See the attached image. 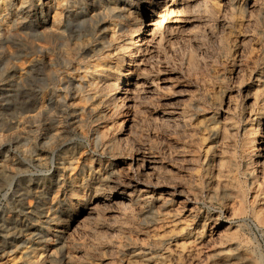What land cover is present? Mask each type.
<instances>
[{
  "label": "rangeland",
  "instance_id": "374dc122",
  "mask_svg": "<svg viewBox=\"0 0 264 264\" xmlns=\"http://www.w3.org/2000/svg\"><path fill=\"white\" fill-rule=\"evenodd\" d=\"M61 1L63 33L56 37L54 43L46 46L47 48H36L29 55L31 60L25 68L16 67L17 61L21 59L15 53V45L4 56L0 53V76L5 74V82L11 83L10 86L0 84V264H129L139 250L152 255L160 254L168 245L167 242L158 245L152 241V230L155 231L153 212L159 211V206L155 208L154 204L144 205L135 201L130 205L132 207L119 210L110 211L109 208L98 206L95 210L99 216L95 210L87 214L84 209L93 193H90L89 188H84L83 198L72 207L76 198L68 191L73 185L71 179L85 177L86 180L90 173L98 170L92 168H97L99 163L105 168L99 170L105 174L115 172L117 176H124L133 169H111L113 162L107 158H98V162H93V165L89 163L88 159L97 158L95 152L98 149L94 124L90 122L85 123L83 129L77 127V131L72 126H67L71 131L66 136L56 137L53 131H49L51 126L48 124H65L60 110L63 109L68 114L75 98L79 102V96L83 93L78 89V82L76 85V80L68 78L66 73L68 67H73L74 61H77V49L69 50V47L77 43L82 34L91 27L92 21H95L90 16L84 19L85 23L83 18L77 19V8L85 7L87 0L79 1L78 7L77 0ZM99 1L97 5L101 8L105 0ZM216 1L201 0L199 7L188 8V15L181 13L177 16L178 20L181 17H194V26H191L193 30L183 22L173 28L158 30L155 38L160 40L161 37L162 45L157 46L153 52L150 51L146 61V72L156 81L157 90L150 93L142 90V87H129L127 98L122 104H117L131 115L129 118L133 123H130L134 127L132 134L136 137L133 136L135 139L129 143L159 155L162 160L165 159L162 161L163 166L170 168L173 171L171 174L180 177L181 181L201 185L198 210L218 217L223 225L231 226L228 230L221 228L219 232L223 238L233 242V247L238 249L240 257L245 258L246 264H264V225L259 224L255 216L256 201L260 203L261 198H264V171H259L262 168L259 169L256 165L251 169L252 175L247 172L246 154L250 148L246 140L250 133H245L244 130V127L262 114L264 108V88L257 86L255 92L258 93L255 97L247 88L250 81L260 83V78H256L250 63L264 56V8L261 0H239L236 4L227 6ZM34 11L36 15L29 20L30 28L27 31L28 34H41L46 22L44 8L39 6ZM27 31L19 39L29 48L31 44L27 40L31 41V38ZM156 40L154 39L155 42ZM30 75L40 80L52 75L53 79L58 80L56 90L50 89L51 85H45L43 93L46 98L43 96L38 100V95H35L38 91L32 93L28 89L22 90L25 83L26 86L29 85ZM33 101L37 105H43V114L34 119L35 121H28L25 118L27 112L23 108ZM173 110L178 114L171 119L163 117L164 112ZM133 111L136 114H132ZM254 112L258 114L254 115ZM210 122L220 127L219 133L215 134L210 128H206V123ZM204 149L209 153L222 150L224 158L227 155L229 160L224 159L226 167L220 173L226 170L227 173L222 174L233 175L235 183L241 185L244 195L241 205L231 202L227 197L206 194L209 178H215L219 169L213 170L201 158L200 152L205 151ZM77 159H87L89 167L65 169V164L71 166L70 163L78 161ZM198 172L200 173L197 174ZM256 191L261 196L256 197ZM262 212L264 213V208ZM73 220L76 222L73 223ZM211 224L213 222L209 225ZM28 251L38 252L41 262H34L33 254L27 256ZM203 254L199 258V262L203 261L200 264H210L206 253ZM182 260L184 264H189L186 258L174 260L171 264H181Z\"/></svg>",
  "mask_w": 264,
  "mask_h": 264
},
{
  "label": "bare ground",
  "instance_id": "6f19581e",
  "mask_svg": "<svg viewBox=\"0 0 264 264\" xmlns=\"http://www.w3.org/2000/svg\"><path fill=\"white\" fill-rule=\"evenodd\" d=\"M79 1L82 0H77V7L79 6L78 4ZM98 1L99 0H87L84 3L85 7L81 6L80 8H77V19L83 18V23H85L84 19L90 16L89 18L90 19L95 18V21H92L93 24H91V27L87 29V31L84 34H82L81 38L77 40V43H74L73 46L71 45L72 47H69V50H73L72 48L77 49V61L73 60L74 66L68 67L67 70L68 72L66 73L68 74V78L70 77L74 79V81L76 80V85L78 82V87H79L78 89H80V91H82L83 93L82 95L79 96V100H78L79 102H77L78 98L77 97L75 98L76 100L72 103L71 106L72 108L69 107L71 110L69 109L70 111L68 112V114L67 112L62 111L63 109L60 110L61 113L64 115L65 124H63V122L60 125L58 124L54 126L52 124H48L51 126L50 128L49 127L48 128L49 131L54 132V135L56 137L57 136L60 137V136H66L68 131H71L70 129L68 130L67 126L68 127L72 126V128H74L75 131H77V127L78 129L79 128L83 129L84 125H86L85 123L90 122L94 124V129H95L94 132L98 139L96 146L98 147V149L97 150L95 149L96 150L95 154L97 158L91 160L88 159L89 163L93 165V162L96 163L98 162V158H100L101 160L102 158H107L109 161L113 162L112 168L110 167L111 169H128V170L133 169V171L130 172V174H126L124 176H120V175L117 176L115 172L111 174H105V172L102 173L99 170V169H105L102 167V164L99 163L97 168L96 167L92 168L93 170L94 169H98V170L95 171L93 174L90 173L86 180L84 179L85 177L74 178L75 176H73L74 179H71L73 180L71 182L73 185L68 190L72 193L74 198H76V202H74L72 207H75L76 203L80 202L81 199L83 198L82 190L84 188H89V190L91 191L90 193L91 194L93 193L87 202L84 200L86 202V207L85 209L84 208L83 209H84V213L87 214L93 213L96 207L98 206H104L106 207V209L109 208V210L110 209L119 210L125 207L128 208L131 204L135 203V201L139 202L140 204L143 203L144 205L154 204L156 205L155 208H158L159 206V211H157L156 213L153 212V217H154L153 229L155 231L152 230V232H154V235H152L153 236L152 241L158 243V245L159 243L161 244L167 242L168 248L163 250L160 254H156V255L147 254L144 251L139 250L135 252L134 257L131 261H129V264H171L174 260L183 259V258L189 260L188 262L189 264H200L203 261L199 262V258L201 254H203L204 252L206 253L205 254L206 259L210 262V264H246L245 258L240 257L238 249L233 247V242L229 239L223 238L221 232H219L221 228L223 230H228L231 228V226L229 224L223 225L222 223H220V219L218 217L217 218L212 217L198 210L197 202L198 199H200L199 196H201V192H202L200 190L201 185L198 186L197 184H192L191 181L189 183H187V181L186 182L181 181L179 179L180 177H175V175L173 176L171 174V172L173 171H170L169 170L170 168L168 169L167 167L163 166L164 163H162V161H164L165 159L162 160L163 158H161L159 155L144 150V148L142 149V147H138V146L135 147L133 146L134 144L132 145L129 143L130 141L133 140L134 137H136L134 136V134H132L134 132L132 131L133 130L132 128L134 127L132 126L133 124H131L133 122H131V119L129 118L131 115L128 111L124 112L120 107H118L117 104V103L122 104V102H124V99L127 98L126 94L127 91L129 90L128 89L129 87L136 86V87H140V89L142 87V90L143 89L145 91L147 90L150 93H153L154 91L157 90L155 83L156 81L151 79L146 72L147 69L146 61L149 58L150 51L153 52V50L156 49L157 46L159 47L162 41L161 37L160 40L159 39L156 40L158 37L155 38V34H158V30L160 29L173 28L175 26H178L182 22L186 23L187 25H190L189 29H191L194 26L193 24L195 21L193 19L194 17L193 18L181 17L183 18V20H181L180 18L179 21L177 16L180 15L181 13L182 15L183 13H186L188 15L187 13L189 10L188 8L190 7L191 9L193 6L199 7L201 5V0H105L101 8L98 7L97 5ZM216 2H220V4L227 6L234 3L236 4V2H239V0H218ZM261 2L264 8V0H261ZM39 6L41 8H44V12H45L44 18L46 22L43 25V30L41 34L33 32L31 33L32 34L31 36V34H28L29 32L27 31L30 28L29 20H31L32 17L36 15L35 14L36 11H34V8ZM62 6L63 4L61 0H0V53L3 54L4 56V54L9 52L11 47L14 48L15 45V47L17 48L15 53L21 59V61H19L21 63L17 61L16 67L23 68L24 66H26L27 63H30L31 59L29 58V55L32 52L34 53L36 48H45L46 46L54 43L56 37L60 36L63 33L62 19H61ZM191 30H193V28ZM26 31L29 37L31 38V41L29 39L27 40L28 41L27 43L31 44L29 48L25 47L24 43H22L21 39H19L21 34H24V32ZM154 39L156 40V42L154 41ZM165 43L168 42L165 41ZM170 44L171 42L169 43V45ZM43 57L44 56H42V58ZM260 58H261L260 60L258 57V60H253L250 63L252 64L251 66L253 69L252 71L253 72L255 71L256 73L255 74L256 78H260V83L258 82L259 80L257 81L258 82L257 84L255 83V81L253 82L250 81L247 87L249 90H251L250 94H252L254 97L256 96V93H258L255 92L256 90L255 88L258 87L264 88L263 85L264 81L262 80L264 79L263 78L264 56ZM73 59L76 58L73 57ZM245 64L248 63L245 62ZM8 75L10 74L8 73ZM30 76H31L30 83L28 82L29 85L26 86L25 83L23 85L24 87L22 88V90L28 89L32 91V93L38 91L37 94H35L36 96L38 95L37 96L38 100L39 97L43 98L45 94L43 93L44 92L43 89L46 88V87L43 88L45 85H51L50 89L56 90L55 85L57 84L58 80L53 79L52 75H48L47 79L45 80L37 79L33 75ZM23 82H25V80ZM0 84L3 86L11 85V83L5 82V74L3 73L0 76ZM18 87L20 86L18 85ZM76 92H77V86H76ZM23 109L25 112H27V116L25 118L28 121H33L34 119L39 118L43 114V110H42L43 105L42 106L37 105L35 101L29 102L28 105L25 106ZM133 112L132 114H136L135 112L134 113ZM175 114H178V112H174V110L169 112L166 111L164 112L163 117L165 119H171ZM256 114L258 113L256 112L254 115ZM77 117H79V119H77ZM61 120L63 121V119ZM109 120L112 121L109 122ZM205 121L203 120V122ZM206 126H208L206 128H210V130L215 134L220 132V127L214 125L213 122H210L208 124L206 123ZM228 127L233 128V126H228ZM244 130L245 133L248 134L250 133L249 138H247L246 140V144L248 148H250L249 152L246 154V163L248 166L247 172L249 175H252L251 169L256 165L259 166V169L262 168L259 171L262 170L264 171V135H263L264 108L262 114H260L256 119H254V121L252 120L249 126L244 127ZM207 150L201 152L199 151L201 153V158H204L203 160L208 162L209 165L213 168V170L214 169H216V171L217 169L219 170H218V175L214 176L215 178H213V176L209 178L208 189L206 194L212 197H221V196L227 197L228 199L231 200V202L232 201L237 202L238 204L241 205L244 196L240 188L241 185L239 186L237 183H235V178L232 177L233 175L230 176L229 173L223 175L222 173H227L226 170L225 172L220 173V171L222 169H225L226 167L224 166V159L227 157V155L224 158L222 150L214 151L213 153H209L208 152L209 150L208 151ZM195 153L197 154V152ZM226 159L229 160L228 158ZM88 161L87 159H83L81 161L78 160L75 161L74 163L71 162L70 163L71 166H67L66 164L64 166L65 169H85L86 167H89ZM109 161H107V163ZM199 173L200 172H198L197 174ZM255 182H254V186H255ZM247 186L250 185L248 184ZM259 191H256L254 193L256 197L261 196ZM204 196L206 197V195ZM233 204L235 205V203ZM236 206L237 205H235V207ZM263 208H264V198L262 197L260 203L256 201L257 210L255 211L257 222L261 225H264V213L262 212ZM230 214H232V212ZM89 216L91 219V215ZM84 220L82 222H84ZM113 220L114 219H112V221ZM74 222H76V220H73V223ZM210 222H213L211 226L209 225ZM60 223L62 222L60 221ZM140 245L142 246V244ZM110 248H112V246ZM26 254L27 256L29 254H33L34 262H39L41 260L40 254L38 252L28 251ZM123 258L124 257H122L121 259L123 260ZM181 264H184V262Z\"/></svg>",
  "mask_w": 264,
  "mask_h": 264
}]
</instances>
